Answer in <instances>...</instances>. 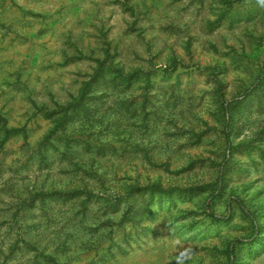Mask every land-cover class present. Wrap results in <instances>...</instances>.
<instances>
[{
    "label": "rangeland",
    "instance_id": "1",
    "mask_svg": "<svg viewBox=\"0 0 264 264\" xmlns=\"http://www.w3.org/2000/svg\"><path fill=\"white\" fill-rule=\"evenodd\" d=\"M0 264H264V0H0Z\"/></svg>",
    "mask_w": 264,
    "mask_h": 264
}]
</instances>
